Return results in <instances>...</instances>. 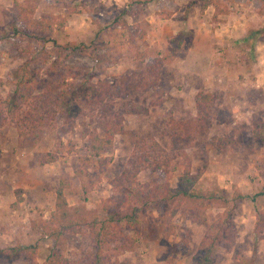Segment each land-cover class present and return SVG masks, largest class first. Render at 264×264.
I'll use <instances>...</instances> for the list:
<instances>
[{
  "label": "rangeland",
  "instance_id": "374dc122",
  "mask_svg": "<svg viewBox=\"0 0 264 264\" xmlns=\"http://www.w3.org/2000/svg\"><path fill=\"white\" fill-rule=\"evenodd\" d=\"M36 19L54 22L52 37L60 46L82 49L59 58L52 39L36 41L28 34ZM16 25L21 31L15 32ZM252 32L256 35L248 42ZM180 34L183 45L163 65L157 82L149 83L156 77L149 74V66L169 54V40ZM103 56L107 61L99 66ZM27 64L31 94L21 109L7 107L8 120L0 125V191L15 196L11 205L6 203L3 226L22 235L1 241L0 247L38 245L39 252L2 264H43L56 246L79 264H93L98 248L88 227L62 236L50 234L54 224L46 230L45 222L56 210L57 189L64 180L72 208L105 216V208L113 206L110 199L122 193L118 179L136 143L149 138L161 144L170 164L142 169L137 183L169 182L176 187L190 169L201 192L225 189L229 199L237 192L248 196L234 210L237 239L232 250L224 252L223 264H238L236 253L252 264H264V237L254 231L256 210L264 211V196L254 198L264 185L261 0H0V103L20 84ZM200 91L215 95L216 101L209 114L211 125L195 131ZM66 92L68 97L57 103L56 97ZM96 97L103 103L91 101ZM128 103L142 104L148 113L125 114L124 130L114 144L92 164L82 165L71 144L82 146L88 130L103 134V105L124 112ZM30 110L32 117L51 118L38 126L40 136L18 128ZM180 121L189 124L177 126L181 133L173 141L172 127ZM42 158L51 161L42 163ZM81 168L87 186L78 176ZM174 207H144L141 228L124 230L133 242H111L103 250L102 263L194 264L207 226L182 205L171 216ZM122 243L127 247L121 248Z\"/></svg>",
  "mask_w": 264,
  "mask_h": 264
},
{
  "label": "trees",
  "instance_id": "16d2710c",
  "mask_svg": "<svg viewBox=\"0 0 264 264\" xmlns=\"http://www.w3.org/2000/svg\"><path fill=\"white\" fill-rule=\"evenodd\" d=\"M264 5V0H261ZM75 11V10H74ZM20 26H15V32H19ZM54 29V22L45 19L32 20L29 24L28 34L36 41H41L46 38L52 39L54 44L58 47L57 54L59 58H69L76 51L81 50L79 46H60V44L52 37ZM256 32L246 37L250 42ZM183 36L177 35L169 40L170 50L169 54L161 59H157L154 64L150 65V73L155 74V78L149 83H156L160 76L161 68L165 63L173 59L178 49L183 45ZM254 44V42H252ZM107 57L103 56L98 59V65L101 66ZM24 74L19 79L15 90L10 93L3 103H0V125L4 124L7 119V110H18L23 107L24 101L28 98L31 92L29 87V75L31 70L29 64L23 68ZM148 74V75H149ZM147 77L141 80V83L147 82ZM72 87V85L70 86ZM68 87V89H71ZM71 91V90H70ZM50 96L51 93L48 94ZM64 95V96H63ZM62 96H57L56 100L61 102L68 96V92ZM47 96V95H46ZM62 97V98H61ZM37 98V97H36ZM92 102L98 101L103 103V99L96 97L91 99ZM216 101V96L200 91L196 96V108L198 115L193 119L192 124L195 131H204L211 125L212 106ZM53 102V100H51ZM102 117L99 119V124L104 130L101 134L97 129L88 130L84 134V141L82 146L76 147L71 144V151L75 152L79 162L82 165H90L94 159L108 150L115 141L117 134L124 130V116L125 114L137 113L146 114L148 108L138 103H128L124 112H116L112 107L103 105ZM32 111L25 112L17 123L19 130L22 133L32 132L33 135L40 136L38 133V126L45 125L48 118L32 117ZM31 122V124L29 123ZM35 124V125H34ZM176 126L172 127L170 138L175 141L180 135L178 125L189 124V122H175ZM196 124V126H195ZM34 125V126H33ZM187 127V126H186ZM186 127L184 129H186ZM218 140V139H216ZM166 151L161 144L154 138L140 140L135 145L134 153L129 161V166L126 167L120 178L118 179L119 189L122 192L119 197L110 199L113 203L111 208L106 207V215L102 216L97 211L86 212L83 207H71L68 203L65 194V183L57 189V206L51 214V219L45 222L47 225L54 224L51 228V235H64L65 231L76 232L78 228L86 226L89 228L93 237L94 243L98 248L96 260L93 264H103V250L109 246L111 242L119 239L133 242L132 237L124 232L125 229L137 230L141 228L143 223L142 212L144 207L149 205H161L167 203H175L176 208L171 211V216L177 213L178 206L182 205L187 208L189 214L202 224H205L206 232L201 239L196 254L193 257L194 264H223L224 252L232 250L236 242L237 234L235 230V221L233 218L234 210L238 203L245 199L246 195L237 192L231 199L226 197L225 189H217L207 192H201L196 188V178L191 174L190 169L184 170V173L179 177L177 186L173 187L169 182L155 183L149 182L139 184L136 181L137 174L144 168L151 167L154 170L169 167L170 160L166 157ZM51 155V154H49ZM53 157L52 155L50 156ZM50 158H42V163L50 162ZM78 176L83 179L86 171L81 168L77 171ZM84 181V179H83ZM84 186H87L85 181ZM264 196V185L254 195L255 197ZM216 210V212L214 211ZM171 221V220H169ZM161 230V226L159 228ZM255 233L258 238L264 237V211L256 210ZM124 241V242H126ZM121 248L127 247L126 243L120 245ZM129 249H134V245L130 244ZM39 252L38 245H14L7 247H0V264L3 260L14 261L21 257H36ZM234 258L238 264H252L251 259L238 253L234 254ZM43 264H79L78 260H71L64 251L59 247H54ZM116 264V263H112Z\"/></svg>",
  "mask_w": 264,
  "mask_h": 264
},
{
  "label": "crops",
  "instance_id": "0c3cea01",
  "mask_svg": "<svg viewBox=\"0 0 264 264\" xmlns=\"http://www.w3.org/2000/svg\"><path fill=\"white\" fill-rule=\"evenodd\" d=\"M13 197H15L13 194L8 193L7 195H4V192L0 191V242L1 241L12 242L13 240L18 238L19 236L21 237L22 235V234L20 235L19 232H17V228L8 230L3 226L5 224L3 215L7 212L6 209L8 210V206L6 203L9 201V204L11 205V202L14 201L12 200Z\"/></svg>",
  "mask_w": 264,
  "mask_h": 264
}]
</instances>
